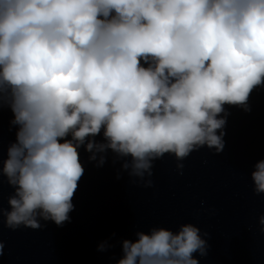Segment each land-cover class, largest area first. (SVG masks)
<instances>
[{
	"label": "clouds",
	"instance_id": "clouds-1",
	"mask_svg": "<svg viewBox=\"0 0 264 264\" xmlns=\"http://www.w3.org/2000/svg\"><path fill=\"white\" fill-rule=\"evenodd\" d=\"M257 88L264 0H0V111L17 128L6 158L0 147V185L13 189L2 223L69 221L81 147L97 166L113 153L146 187L166 154L182 173L193 152H222L226 106L251 111ZM251 180L264 195V159ZM207 235L193 223L137 231L117 264H199Z\"/></svg>",
	"mask_w": 264,
	"mask_h": 264
}]
</instances>
